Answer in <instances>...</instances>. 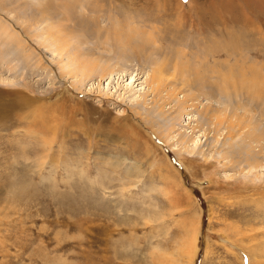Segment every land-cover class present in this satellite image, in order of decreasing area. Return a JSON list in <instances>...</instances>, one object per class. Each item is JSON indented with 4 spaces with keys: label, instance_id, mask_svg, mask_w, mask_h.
I'll return each instance as SVG.
<instances>
[{
    "label": "rangeland",
    "instance_id": "obj_1",
    "mask_svg": "<svg viewBox=\"0 0 264 264\" xmlns=\"http://www.w3.org/2000/svg\"><path fill=\"white\" fill-rule=\"evenodd\" d=\"M2 22L24 49L0 29V264H264V140L226 143L264 104L223 92L264 91V0H0ZM61 44L98 68L62 76Z\"/></svg>",
    "mask_w": 264,
    "mask_h": 264
},
{
    "label": "bare ground",
    "instance_id": "obj_2",
    "mask_svg": "<svg viewBox=\"0 0 264 264\" xmlns=\"http://www.w3.org/2000/svg\"><path fill=\"white\" fill-rule=\"evenodd\" d=\"M0 29H2V31L6 33L5 37L8 39V42L13 45V48H14L15 45L12 43V41L16 42L17 46L18 45L20 46V45L24 44V43H22L23 41H22L20 35L16 31L12 30L10 27L8 29V24L6 26V25L3 24V22L0 23ZM27 32H29V31H27ZM37 41H38V43H41V41H39V40H37ZM8 42H7V44H9ZM68 47L69 46L63 45V44H61L58 47V51H60L59 53L62 54L64 52V51H62V49H65V54L67 56V59H61L60 61L58 60V62H57V64L59 65L58 68L61 71L60 73L62 74V76L63 75H65V76L69 75L70 76V75H75V74L76 75L77 74L80 75L81 70L83 71V70L86 69L88 71H94L95 69L98 68V66H99L98 61L97 60L94 61L91 58H89L88 55L86 54V52L81 50L79 47H77V48H74V47L73 48H71V47L68 48ZM16 48H18V47L15 46V49ZM22 48L24 49L23 45H22ZM78 71H80V72H78ZM71 72L73 74H71ZM83 73L84 74H82V76H85L87 74L85 72H83ZM136 76L138 77V73H136ZM131 78H134V77H131ZM158 80H159V78H158ZM158 83H159V81H158ZM228 85H229V82L227 81L223 86H225V88L227 89ZM74 86H75V88L77 90H81L80 89L81 86H80V84L77 81H75ZM162 90H161V93H162ZM223 92H226V94H227L226 98H228L229 100H231V99L233 100V98L237 97V96H239L241 98V100H245L244 103H243L244 104V110L246 109L247 111L250 108H252L251 103H253L256 100H257V102H262V104H264V91H223ZM167 93L171 94L173 92L172 91H167ZM159 95H161V97L163 98L166 94L164 96L162 94H159ZM174 99H176V98H174ZM177 107H179L180 108L179 110H181V108H183V109L185 108V105H183V103H181V101L179 103L177 101ZM255 107H257V106H255ZM172 108H173V106H172ZM241 114H248V113H246V111H244V113H241ZM1 116L2 115H1V112H0V117ZM234 116L236 117L235 120H233L232 117L228 118V123H227L228 132H227V135H226V141H227L226 143H228V145H229V147L231 149L234 148V147L235 148L236 147H240V148H238L239 151L244 150V149L251 151V149H250V148H252L251 147V145H252L251 142H254V141H257V140H261V139L264 140V126L262 125V127H261V122H259L258 120L254 122L253 120L256 119V118L253 117V116L248 115V117H244V116L239 117V113L237 112V110L234 111L233 117ZM239 118H240V120H239ZM260 121H262V120H260ZM261 142H262V140H261ZM238 144H240V146H237ZM260 146H261V144H260ZM175 149H177V148L175 147ZM255 157H256L255 153H252V154H250L248 156V159L250 160L249 162L251 163L252 166L257 165V164H255V161L257 162L258 160L251 161V159H253Z\"/></svg>",
    "mask_w": 264,
    "mask_h": 264
}]
</instances>
